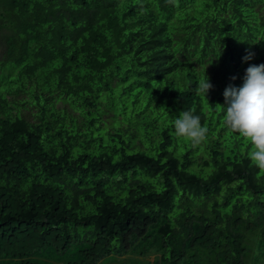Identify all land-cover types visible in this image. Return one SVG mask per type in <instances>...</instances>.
Listing matches in <instances>:
<instances>
[{"label": "trees", "instance_id": "16d2710c", "mask_svg": "<svg viewBox=\"0 0 264 264\" xmlns=\"http://www.w3.org/2000/svg\"><path fill=\"white\" fill-rule=\"evenodd\" d=\"M0 37V264H248L264 247V173L216 105L264 64V0H0ZM182 110L201 145L174 135Z\"/></svg>", "mask_w": 264, "mask_h": 264}, {"label": "clouds", "instance_id": "9594fccd", "mask_svg": "<svg viewBox=\"0 0 264 264\" xmlns=\"http://www.w3.org/2000/svg\"><path fill=\"white\" fill-rule=\"evenodd\" d=\"M254 55L249 52L243 59L251 60ZM243 80L241 87L229 85L223 93L225 104L216 105L223 109L222 123L226 130L238 134L244 140L250 138L247 158L264 173V64L250 65ZM212 88L206 74V78L198 79L196 93L207 98ZM173 127L176 137L188 140L194 147L201 145L209 132L208 127L201 123V117L193 110H182L174 119Z\"/></svg>", "mask_w": 264, "mask_h": 264}, {"label": "rangeland", "instance_id": "374dc122", "mask_svg": "<svg viewBox=\"0 0 264 264\" xmlns=\"http://www.w3.org/2000/svg\"><path fill=\"white\" fill-rule=\"evenodd\" d=\"M2 38L0 37V59L3 55L4 52V44H3V40H1ZM155 256V255H154ZM153 257V256H151ZM147 259V258H145ZM194 258H190L187 259L184 264H191V260H193ZM151 261H153V258H150ZM247 262L248 264H264V247L261 245H256L253 246L251 249V254L249 255V257L247 258ZM150 263V261L148 262Z\"/></svg>", "mask_w": 264, "mask_h": 264}]
</instances>
